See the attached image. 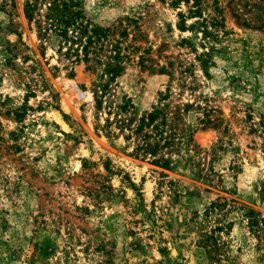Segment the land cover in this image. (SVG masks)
Returning a JSON list of instances; mask_svg holds the SVG:
<instances>
[{
  "label": "rangeland",
  "instance_id": "374dc122",
  "mask_svg": "<svg viewBox=\"0 0 264 264\" xmlns=\"http://www.w3.org/2000/svg\"><path fill=\"white\" fill-rule=\"evenodd\" d=\"M23 2L0 0V264H264V0H83L138 110L188 106L169 169L96 131L102 66Z\"/></svg>",
  "mask_w": 264,
  "mask_h": 264
},
{
  "label": "trees",
  "instance_id": "16d2710c",
  "mask_svg": "<svg viewBox=\"0 0 264 264\" xmlns=\"http://www.w3.org/2000/svg\"><path fill=\"white\" fill-rule=\"evenodd\" d=\"M23 14L27 22L35 25L42 45L56 41L58 51L61 45H69L65 51H76L81 46L87 62L86 71L97 73L96 69L102 66L97 81L92 84L96 119H102V124L98 122L95 127L96 131L100 130L107 138H122L127 146H131L129 154L132 157L169 169L170 158L164 154L174 147L177 126L188 106L185 109L160 106L161 101L169 97L170 91L166 90L159 93L157 105L149 110H138L132 98L118 88L117 78L125 70L118 40L111 38L113 33L109 27L94 24L87 17L83 0H24ZM181 25L178 23L183 29ZM12 58H7L8 63ZM26 107L22 105L15 111L17 119L23 118ZM200 123L207 125L209 120L206 118ZM162 149L168 151L163 153Z\"/></svg>",
  "mask_w": 264,
  "mask_h": 264
}]
</instances>
